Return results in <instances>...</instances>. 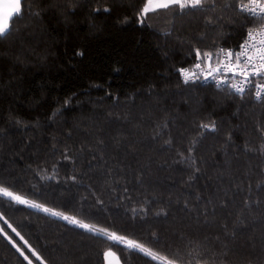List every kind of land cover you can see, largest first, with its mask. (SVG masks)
<instances>
[{"label": "trees", "instance_id": "16d2710c", "mask_svg": "<svg viewBox=\"0 0 264 264\" xmlns=\"http://www.w3.org/2000/svg\"><path fill=\"white\" fill-rule=\"evenodd\" d=\"M246 1L141 17L147 0H21L0 38V185L29 203L0 196V264H28L17 247L32 264H264V102L180 74L258 26Z\"/></svg>", "mask_w": 264, "mask_h": 264}, {"label": "snow or ice", "instance_id": "6c2138e0", "mask_svg": "<svg viewBox=\"0 0 264 264\" xmlns=\"http://www.w3.org/2000/svg\"><path fill=\"white\" fill-rule=\"evenodd\" d=\"M214 4L215 0H213V6ZM172 6L184 10L189 8H203L205 4L204 0H165V2L157 3L153 6V0H147V3L144 5L140 15L143 17L149 12H154L157 9H169ZM239 11L243 15L245 21L260 26V30L257 32L253 29H249L247 39H245L243 43L239 44L235 49L225 50L220 48L215 52H201L200 50H196L197 62L194 65L195 69H201L205 60L211 62L214 58L218 61L215 69H212L209 63L208 71L199 75L196 71L190 72L188 69H180V71L184 77L185 83L194 82L203 76L205 81L212 79L217 88H221L222 85L227 84L230 93L234 92L241 97H243L246 92H250L253 87V80L260 78L262 82L257 85L260 90L255 92V99L264 102V38L257 40L258 36L264 37V0H249L248 4L241 5ZM20 13L21 0H15L14 3L7 6L3 16L0 17V38H3L11 33L12 29L10 27V21L14 16H17ZM80 54L82 55V53ZM202 127L205 129L211 128L212 130H215L214 124L202 125ZM0 196L10 198L20 204L29 203L28 201L22 199L21 196L14 195L12 191L2 185H0ZM30 206L42 208L43 211L50 212L51 215L54 216H62L64 220H70L71 223L78 224L80 228L87 231H96V229L92 228L87 223H81L73 217L63 215L60 212L52 211L40 204L31 203ZM5 223L7 222L5 221ZM8 227L11 228L12 226L9 224ZM12 231L16 232V229L12 228ZM100 231L101 233L103 232L102 229ZM0 232H3L2 228H0ZM16 235H19V233L17 232ZM5 236H7V233H5ZM109 236L113 241L118 239L115 234H109ZM8 239L11 241L10 237H8ZM119 239H122V237ZM128 247L130 250L140 248L141 251H144L142 246L134 243L133 241L128 242ZM17 251H20V254L24 256V259L28 261V264H32V260H30L19 247H17ZM31 254L35 256L37 260H40L41 264H44L37 252L33 250ZM109 255H112V253L105 252L106 257Z\"/></svg>", "mask_w": 264, "mask_h": 264}, {"label": "built area", "instance_id": "2783aa9c", "mask_svg": "<svg viewBox=\"0 0 264 264\" xmlns=\"http://www.w3.org/2000/svg\"><path fill=\"white\" fill-rule=\"evenodd\" d=\"M248 2H249V0H247L246 2H244L243 4H248ZM250 29H253L254 31H259L260 30V26H255V27H253V28H250ZM248 31H249V29H248ZM248 31H247V33H248ZM247 33H246V35H245V38H244V40L245 39H247ZM260 38H264V37H257V40H259ZM243 40V41H244ZM243 43V42H242ZM220 48H223V49H225V50H228V49H235V48H237V46H234V47H229V46H222V47H219L217 50H215V51H218ZM214 51V52H215ZM201 52H203V51H201ZM197 62V57H196V51H195V56H194V60H193V63L190 65V66H183V67H181V69H188L190 72H192V71H196L197 72V74L199 75V74H201V73H206L207 71H208V67H209V63H210V65H211V68L212 69H215V67H216V65H217V63H218V61H217V59H213L211 62H209V61H207V60H205L204 61V63H203V65H202V67H201V69H199V70H197V69H195V67H194V65H195V63ZM180 74H181V76L183 77V75H182V73H181V71H180ZM184 78V77H183ZM194 82H202V83H207V84H215V82L212 80V79H208V80H204L203 79V76H201V78L200 79H197V80H195ZM262 81L260 80V78H257V79H255V80H253V87L251 88V92L253 93V95L255 96V92L256 91H258V90H260L258 87H257V85L258 84H260ZM216 85V84H215ZM221 87H227L228 88V85L227 84H225V85H222Z\"/></svg>", "mask_w": 264, "mask_h": 264}, {"label": "rangeland", "instance_id": "374dc122", "mask_svg": "<svg viewBox=\"0 0 264 264\" xmlns=\"http://www.w3.org/2000/svg\"><path fill=\"white\" fill-rule=\"evenodd\" d=\"M14 2H15V0H0V12H1L0 17L3 16L4 12L6 11L7 6L14 3ZM161 2H165V0H153V6H155V4L161 3ZM0 218L3 219V216L1 213H0ZM0 227H1V221H0ZM2 229H3V227H2ZM107 252H111V251H107ZM144 252H147V251L144 250ZM111 253H112V255H109L107 257L105 256L106 264H120L118 257L113 252H111ZM163 262L165 264H170V263H167L165 261H163Z\"/></svg>", "mask_w": 264, "mask_h": 264}, {"label": "crops", "instance_id": "0c3cea01", "mask_svg": "<svg viewBox=\"0 0 264 264\" xmlns=\"http://www.w3.org/2000/svg\"><path fill=\"white\" fill-rule=\"evenodd\" d=\"M1 13V12H0Z\"/></svg>", "mask_w": 264, "mask_h": 264}]
</instances>
